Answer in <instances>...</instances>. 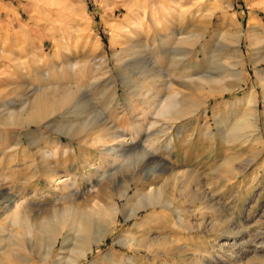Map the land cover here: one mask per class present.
<instances>
[{
	"label": "rangeland",
	"instance_id": "374dc122",
	"mask_svg": "<svg viewBox=\"0 0 264 264\" xmlns=\"http://www.w3.org/2000/svg\"><path fill=\"white\" fill-rule=\"evenodd\" d=\"M127 1L0 0V250L8 246L11 228L7 213L2 216L1 212L9 199L21 200L24 196L33 211L49 215L55 206L67 205L71 194L80 204H88L97 192L112 193L124 181L136 179L144 188L158 186L176 205L187 210L184 219L193 228L180 223L174 226L176 216L160 204L141 209L137 217L129 220L119 214L117 227L81 264L98 260L99 264H107L102 261L107 253L116 258L110 264H121L120 258L129 257L135 264H264V90L255 76L256 66L246 36L240 40L243 55L237 66L244 81L237 90L209 98L189 116L157 119L152 127L147 124L134 141L120 147L112 145L116 149L112 156L101 152L100 144L91 139L95 133L90 129L101 122L127 130L131 118L128 111L124 112L125 103L132 104L137 113L143 105L140 99H161L172 92L164 89L162 81L148 84L152 76H141L142 69L146 74H160L157 79H166L175 86L190 85L187 81L199 74L218 77L215 74L222 71V62L237 59L232 49L223 52L216 47L217 33L225 32L230 25L229 21L222 25L221 20L226 17L244 31L249 20L264 24V0H145L148 17L142 8L139 16L128 14L124 8ZM152 24L162 28L164 34L175 27L180 31L178 37L185 38L182 44H174L178 48L172 50V58L170 55L157 64L153 53L157 41L144 42L151 35ZM112 25L123 26L124 32H116ZM190 35L196 37L193 44L188 43ZM137 37L143 39L137 46L141 57L129 70H123L129 77L123 79L116 70L113 52L120 51L127 38ZM102 57L104 64L100 63ZM257 67L264 71V62ZM221 82L237 84L236 78L229 75ZM135 87L151 94L140 98L133 94ZM252 87L257 99L258 134L247 145H241L242 139L226 142L221 137V122L233 123L245 107L230 103ZM65 88L75 91L67 104L40 119L27 117L36 93L51 94ZM197 92L185 96L186 100L196 99L206 91ZM121 111L117 119L115 114ZM71 125L86 129L74 136L69 133ZM108 159L117 160L110 164ZM59 175L70 178L74 186L67 190L56 186L53 179ZM207 188L215 194L212 200L208 196V209L199 195ZM239 189L243 194L233 197ZM117 198L120 206L127 202L124 197ZM233 205L235 210L230 213ZM202 218L220 224L229 218L239 233L234 236L217 232V227L203 228ZM142 225L153 237V249L157 240L166 238V247L175 244L190 250L159 255L127 250L116 243L125 232H136ZM245 228L249 233H260L256 243L243 241ZM12 248L22 250L18 245ZM68 249L62 248L59 238L48 261L41 262L34 251L31 262L55 264L59 253L63 260L67 258Z\"/></svg>",
	"mask_w": 264,
	"mask_h": 264
},
{
	"label": "bare ground",
	"instance_id": "6f19581e",
	"mask_svg": "<svg viewBox=\"0 0 264 264\" xmlns=\"http://www.w3.org/2000/svg\"><path fill=\"white\" fill-rule=\"evenodd\" d=\"M142 1L143 3H145L144 5ZM147 2L149 1L147 0ZM146 6L147 3L145 0H137L136 2L133 0H128L124 3V8L131 16H139V12L141 10L140 8H142L144 12L143 14H147L148 17L150 14L149 11H146ZM133 21L135 20H132V22ZM221 21L222 25H225L226 21H229L228 23L230 24V27L227 26L225 32L217 33V39L215 43H218V46L216 47H219V49L223 52L232 49L237 59L235 61L229 60L227 62H222V71L218 74H215V76L218 77H213V75L210 73L199 74V76L197 75L198 77L196 79H189L188 81L186 80L190 83V85L175 86L167 83L165 81L166 79H157L156 77L160 74H146L145 69H142L139 72L141 76H143L144 78L152 76L147 80L149 81L148 84L151 83L154 85V83H156L157 81H162L165 83V85L163 86L164 89H169L172 92L168 95L163 96L164 98L161 99H155V96L150 99L148 95H150L151 93L149 94L148 90H143L135 87V89H133L134 95H137L140 98H145L148 96L149 100L144 101L143 99H140L142 100L143 105L137 113H135L137 109H135L132 104L125 103L127 109L124 110V112L128 111L131 118L127 130H123L120 126L116 127L112 124L101 122L93 124V126L90 127V129H93L95 133V136L91 139L100 144L98 147H100L101 152L112 156V152H116V149L112 147V145L117 143L120 147L126 143L134 141L141 134L144 127L146 128L147 124L149 125L148 127H152L155 125L157 119H180L182 117L189 116L195 111H198V107L206 103L209 98L216 95L231 93L242 87L241 82H243L244 79L242 78L240 71H238L237 66L241 62V57L243 55L242 49L240 47V40L243 35L246 36L248 40L252 55V61L256 66L255 76L261 82L264 90V71L258 69L257 67L260 63L264 62V24L255 23L252 20H249L244 31L243 29H241V27H237L234 22L228 20L226 17H224ZM112 28L116 32L119 31L120 34L121 32H124L123 26L121 27L120 25H114ZM150 29L151 35L148 38L146 37L144 42L146 43L148 41H157V46L153 53L155 55V58H158V60L154 59V63L157 64L159 60L162 61L163 59H167L170 57V55L172 58V50L178 48L177 46L175 47V45L182 44L185 39L180 36L178 37V33L180 31L178 32V29L173 27V29L171 28L164 34V32L162 31L163 29H157L155 24H152V28ZM139 37L134 39L127 38V41L123 43V47H121V50L113 52V59L116 63V70L119 75L123 77V79H129L128 75L125 74L123 70H129V66L140 56L142 52L137 50V46L140 45L141 42L143 43V39ZM173 39L176 41L175 43H173ZM195 39L196 37L190 35L188 43L193 44ZM142 45L146 48L144 44ZM226 57L229 58L231 57V55H228ZM105 61L106 60L104 57L100 58L101 64H104ZM225 75L235 77L237 80V84L223 85L221 80ZM160 86H162V84ZM203 89L206 92H204L202 95H197L196 99L186 100L185 96H188L190 93H199L197 91H202ZM74 95L75 91L71 88H65L63 90L57 91L56 93L52 92L51 94L47 91L36 93L31 101L27 117L29 119H40L44 116H48L63 107L70 100H72ZM142 103L140 101V104ZM235 103H242L245 109L239 115H237L233 123H231L230 125H226V121L224 122L222 120L220 126L221 137L223 140H226V142H228V140H232L234 143L242 139L241 145H247L253 142L255 133H257L258 130V126L256 125V123H258V114L255 89L252 87L242 97L238 98L235 102H231L230 104L233 105ZM119 113H122V111L116 112L115 117L117 119L120 118L121 114L119 115ZM112 115H114V113ZM10 116L11 112L9 113L8 117ZM151 116H153L154 119H151ZM25 121L27 122V120ZM85 129L86 127L83 128L82 126L81 128V125H71L69 126V133L75 136L83 132ZM126 134H128V136H125ZM150 143L152 146H154V142ZM116 160L117 159H108V162L110 164H114ZM53 180L54 182H56V186L62 185L63 190H67L70 187L74 186L73 182L70 181V178H66L65 175H59ZM131 183H133L134 185L133 192L130 194L129 192L131 190ZM232 185L233 183H227V186L231 187ZM186 186L189 187V184L185 185V187ZM146 187L144 188L142 185L138 184L136 182V179L134 182L124 181L123 184L118 186L114 192L112 191V193H102V191L97 192L95 194V199L93 201L91 200L88 204H80L76 195L71 194L72 196L68 197L69 199L67 198L69 200L67 205L60 206V208H56L55 206L54 208H52V212L49 215L42 214L41 211V213L33 211L31 206L28 204V200L24 196H22L23 199L21 200L16 198L12 200L9 199V203L1 212L2 216H4L3 214L7 213V223L10 225L11 229L8 230L9 233L7 236V248H2L3 250H0V264H2L1 261H7L14 264H35L31 262L33 260V258L31 257V253H33L34 251L40 257L41 262L45 263L46 261H48L49 257L53 255V250L57 242L59 241V238H62V248L69 247V253L65 260H63V258L60 256L61 253H59L55 258L54 263L81 264L83 260L89 258L88 256L90 253H93L95 249H99L100 245L106 239V237L113 232L114 228L117 227L119 214H122L126 220H129L130 218L137 217L138 212L141 209L148 208L149 206H155L157 204H160L163 209L170 211L176 216L174 220L175 223L173 224L174 226H177V223H180L184 226L187 225V228L191 227L189 226V222L184 219V215L185 213H187V210L176 205V201L173 198H170V196L165 195L158 186H154L153 184L149 185V187ZM172 190L173 189L171 188V191ZM239 190L234 193L233 197L241 196L243 194L242 189L240 191ZM199 195H201L200 199L203 204H205V208L208 209L210 206V197H213V195H215L214 192L211 191V189L210 191H208L207 188V191L206 189H202ZM117 196L119 198H126L127 202L123 206H120L117 200ZM234 210L235 205H233V207L230 209V213H232ZM230 213L227 216H229ZM200 225L203 228L210 226L211 229L217 227V232H221L223 234L227 233L235 236L239 233V230L235 229V226H233V222L229 218H227L226 221L222 222L221 224L207 222L202 218ZM144 226H140L139 230L136 232H125L121 237L118 238L116 243L123 245L127 250H144L159 255L165 252L167 253L176 250H182L184 252L190 250L187 246H185L187 248H184V246L175 244L171 245L170 247H166V238L157 240L155 242L157 243V246L155 244L154 246L156 247L155 249H153V237L149 236ZM241 227H243L244 229L245 225L241 224ZM192 228L193 227H191V229ZM245 229L247 233L245 237H242L243 241L248 243H256L260 233L256 231L249 233V229ZM262 242L263 241H259V243ZM13 245L20 246L22 250L19 251L18 249L12 248ZM193 251H195L197 255L199 254L197 250ZM115 259V256H113L111 253H107L102 258V261L110 264L113 263ZM60 261L63 262L61 263ZM99 262L100 260L93 261L91 262V264H99ZM119 262H121V264H135L131 257H129L127 260L125 258H120Z\"/></svg>",
	"mask_w": 264,
	"mask_h": 264
}]
</instances>
